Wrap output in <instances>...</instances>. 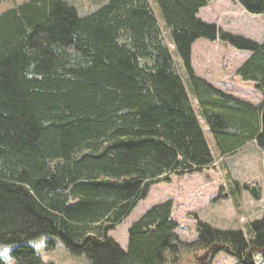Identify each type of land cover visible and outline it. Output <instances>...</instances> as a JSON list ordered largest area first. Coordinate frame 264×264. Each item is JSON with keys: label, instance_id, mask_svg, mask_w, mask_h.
I'll list each match as a JSON object with an SVG mask.
<instances>
[{"label": "trees", "instance_id": "1", "mask_svg": "<svg viewBox=\"0 0 264 264\" xmlns=\"http://www.w3.org/2000/svg\"><path fill=\"white\" fill-rule=\"evenodd\" d=\"M210 1L107 0L81 15L68 0H26L0 12V244L17 245L15 264H55L27 244L44 236L90 264H212L221 252L264 264V215L250 239L198 220L186 241L169 198L130 225L126 250L110 235L153 185L212 167L200 118L220 155L264 149V41L202 20ZM230 1L264 15V0ZM199 39L249 52L236 74L259 104L196 74Z\"/></svg>", "mask_w": 264, "mask_h": 264}, {"label": "rangeland", "instance_id": "2", "mask_svg": "<svg viewBox=\"0 0 264 264\" xmlns=\"http://www.w3.org/2000/svg\"><path fill=\"white\" fill-rule=\"evenodd\" d=\"M26 0H2L0 12L14 7ZM107 0H68L75 5L81 15L96 9ZM155 9L156 6L152 2ZM199 17L207 22L215 23L221 30L264 41V15L247 12L239 3L230 0H211L199 11ZM163 25L162 20H159ZM174 59L178 57L174 46L170 44ZM248 51H241L220 40L215 42L199 39L193 47L192 65L198 76H204L213 82L217 88L248 99L254 103L261 100V93L252 82L244 81L236 74L239 65L245 60ZM225 84L222 85L221 82ZM190 99L196 112L198 101L190 93ZM202 126L207 128L204 120ZM212 140V139H211ZM250 142L237 155L228 158L227 163L233 162V168L227 170L225 164L204 169L202 172L187 173L181 176L171 175L170 181H162L153 185L148 196L139 202L132 214L110 235L127 249L128 229L153 204L174 200L172 218L178 223L177 232L183 240L191 241L196 238L195 225L198 220L205 221L220 229H241L246 238L250 239V223L264 215V149ZM248 144V143H247ZM246 144V145H247ZM253 144H255L253 146ZM216 151H214V154ZM218 159L217 153L215 155ZM238 184H237V183ZM248 184L250 189H241ZM259 190L256 198L251 191L252 186ZM240 186L241 190H238ZM223 194V196H222ZM56 239V247L48 248V240ZM34 247L45 262L55 264H90L84 256H74L68 253L63 243L52 236H44L27 243ZM17 245L0 244V256L7 264H15L12 251ZM186 264H205V260L188 258ZM212 264H239L234 257L224 252L216 255Z\"/></svg>", "mask_w": 264, "mask_h": 264}, {"label": "crops", "instance_id": "3", "mask_svg": "<svg viewBox=\"0 0 264 264\" xmlns=\"http://www.w3.org/2000/svg\"><path fill=\"white\" fill-rule=\"evenodd\" d=\"M194 45H195V43H194ZM194 45H193V47H194ZM250 55V54H249ZM192 56H193V50H192ZM249 56H247L246 55V58H245V60L248 58ZM244 60V61H245ZM243 61V62H244ZM193 62V61H192ZM242 62V63H243ZM241 63V64H242ZM240 64V65H241ZM239 65V66H240ZM195 70V69H194ZM200 77H202V78H205L206 80H208L206 77H204V76H201L200 75ZM209 81V80H208ZM209 82H211V81H209ZM248 82V81H247ZM212 84H213V82H211ZM221 84L222 85H224L225 84V82L224 81H222L221 82ZM216 86V85H215ZM217 87V86H216ZM219 88V87H218ZM220 89H222L223 90V88H220ZM225 91V90H224ZM227 92V91H226ZM261 95V94H260ZM235 96V95H234ZM238 98H241V99H243V100H246V101H249V102H251V103H253V104H255V105H257V104H259L260 102H261V100H262V97H261V100L258 102V103H254V102H252V101H250V100H248V99H245V98H242V97H238ZM201 119V118H200ZM202 120V119H201ZM200 123H201V121H200ZM205 123V122H204ZM201 126H202V123H201ZM202 128H203V130H204V132H205V135H206V138H207V140H208V143H209V146H210V148H211V151H212V154H213V157L214 158H217L215 155H216V153H217V156H218V159H220L218 162H217V159H215L214 160V163H212V167H210V168H213L214 167V165H215V163H217L216 165V167H219L220 165H222V164H225V167H226V169L227 170H231L232 168H233V162L231 161L230 162V164H228L227 163V159L228 158H231V157H233V156H235V155H237L239 152H241L243 149H245L246 147H249V144H250V142L247 144V145H245V146H243V147H241V148H238L237 150H235L233 153H231V154H226V155H220V153H219V151H218V147H217V145H216V142H215V139H214V137H213V135L210 133V131H209V129H208V127L206 128H204L203 126H202ZM212 139V140H211ZM254 142V141H253ZM256 144V143H255ZM255 144H253V146L255 145ZM214 151H216V153L214 154ZM205 169H208V168H205ZM257 198V197H256Z\"/></svg>", "mask_w": 264, "mask_h": 264}, {"label": "water", "instance_id": "4", "mask_svg": "<svg viewBox=\"0 0 264 264\" xmlns=\"http://www.w3.org/2000/svg\"><path fill=\"white\" fill-rule=\"evenodd\" d=\"M251 191H252V193L254 194L255 197L259 196V190H258V188L255 185L251 187Z\"/></svg>", "mask_w": 264, "mask_h": 264}]
</instances>
